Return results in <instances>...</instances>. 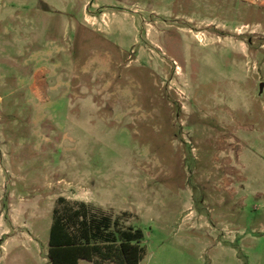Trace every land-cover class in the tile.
I'll list each match as a JSON object with an SVG mask.
<instances>
[{
	"label": "rangeland",
	"instance_id": "obj_1",
	"mask_svg": "<svg viewBox=\"0 0 264 264\" xmlns=\"http://www.w3.org/2000/svg\"><path fill=\"white\" fill-rule=\"evenodd\" d=\"M60 197L139 264H264V0H0V264Z\"/></svg>",
	"mask_w": 264,
	"mask_h": 264
},
{
	"label": "trees",
	"instance_id": "obj_2",
	"mask_svg": "<svg viewBox=\"0 0 264 264\" xmlns=\"http://www.w3.org/2000/svg\"><path fill=\"white\" fill-rule=\"evenodd\" d=\"M52 213L47 242L49 264L141 261L144 236L140 229L113 230L109 217L95 215L84 203H69L61 197Z\"/></svg>",
	"mask_w": 264,
	"mask_h": 264
}]
</instances>
